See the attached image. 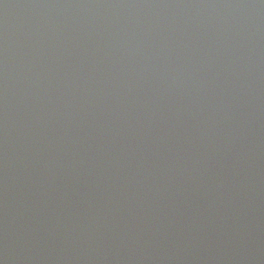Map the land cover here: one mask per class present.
Returning <instances> with one entry per match:
<instances>
[{
    "label": "water",
    "instance_id": "obj_1",
    "mask_svg": "<svg viewBox=\"0 0 264 264\" xmlns=\"http://www.w3.org/2000/svg\"><path fill=\"white\" fill-rule=\"evenodd\" d=\"M0 264H264V0H0Z\"/></svg>",
    "mask_w": 264,
    "mask_h": 264
}]
</instances>
